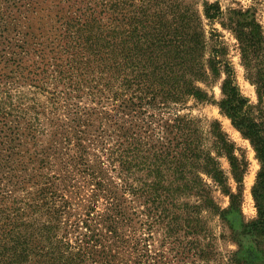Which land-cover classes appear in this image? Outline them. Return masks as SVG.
<instances>
[{"label":"trees","instance_id":"trees-1","mask_svg":"<svg viewBox=\"0 0 264 264\" xmlns=\"http://www.w3.org/2000/svg\"><path fill=\"white\" fill-rule=\"evenodd\" d=\"M205 20L235 35L256 103ZM219 80L216 102L201 85ZM193 101L216 103L256 153L251 222L241 210L249 162L218 121L183 113ZM205 211L242 238L235 264H264V28L254 10L0 0V264H169L185 238L205 254Z\"/></svg>","mask_w":264,"mask_h":264},{"label":"rangeland","instance_id":"rangeland-1","mask_svg":"<svg viewBox=\"0 0 264 264\" xmlns=\"http://www.w3.org/2000/svg\"><path fill=\"white\" fill-rule=\"evenodd\" d=\"M191 6L202 12L203 3L219 1L223 10L227 12L231 9H253L256 13L258 21L264 28V0H187ZM47 12L40 13L38 18H42V22H46ZM206 30L208 36L211 37L210 32L221 35V39L228 49V58L235 67L237 73V81L242 93L248 97L252 103H256L257 95L255 87L246 79L245 70L241 64V55L238 46V41L235 35L228 29H225L220 21L210 23L205 20ZM211 44V42H210ZM222 80L214 81L209 86L201 85L203 89L214 96V100L219 102L223 99V93L221 90ZM183 113L191 114L195 117H199L204 120L205 125H209L214 121H218L223 130L227 133L230 140L235 144L237 148V154L245 155L249 162V169L244 177L243 188V202L241 206L243 219L246 222H251L257 217V210L255 207L254 198L252 195V189L256 182L257 174L260 169V163L256 158V153L250 143V141L243 137V135L232 125L231 120L222 113L221 109L216 103H200L191 102L189 108L185 109ZM230 121V122H229ZM221 165L225 172L230 174V166L226 159H221ZM231 185L233 190L236 191L237 184L231 179ZM214 198L216 202L222 207L227 208L229 206V198L224 195L220 190L214 191ZM203 218L206 221L207 233L205 237H200L199 243L204 247L205 254H197V249L194 246H190L192 243H187L190 238L183 239L184 246L180 248L182 254L175 255L173 251H168L169 256L173 257L169 261V264H235L233 258L236 252L239 251V243L242 238H238L239 235L232 231L228 225L224 224L219 217L212 215L205 211ZM184 238V237H183ZM162 231L155 233L153 243L155 247L162 250ZM197 241H194L196 243ZM199 246V245H197ZM188 247V248H187ZM193 248V249H190ZM188 249V252L183 253ZM175 256V257H174ZM262 264V263H260Z\"/></svg>","mask_w":264,"mask_h":264},{"label":"bare ground","instance_id":"bare-ground-1","mask_svg":"<svg viewBox=\"0 0 264 264\" xmlns=\"http://www.w3.org/2000/svg\"><path fill=\"white\" fill-rule=\"evenodd\" d=\"M230 122V121H229Z\"/></svg>","mask_w":264,"mask_h":264}]
</instances>
